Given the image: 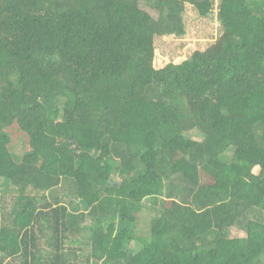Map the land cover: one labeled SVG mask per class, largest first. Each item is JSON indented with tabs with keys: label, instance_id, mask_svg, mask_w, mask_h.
I'll list each match as a JSON object with an SVG mask.
<instances>
[{
	"label": "trees",
	"instance_id": "obj_1",
	"mask_svg": "<svg viewBox=\"0 0 264 264\" xmlns=\"http://www.w3.org/2000/svg\"><path fill=\"white\" fill-rule=\"evenodd\" d=\"M1 188L0 264H264V0H0Z\"/></svg>",
	"mask_w": 264,
	"mask_h": 264
},
{
	"label": "rangeland",
	"instance_id": "obj_2",
	"mask_svg": "<svg viewBox=\"0 0 264 264\" xmlns=\"http://www.w3.org/2000/svg\"><path fill=\"white\" fill-rule=\"evenodd\" d=\"M192 10L189 12V27H188V34L184 41H170L166 45L167 48V54L168 57L181 61L183 58L188 57L193 53L194 50H201L205 48L218 34L219 25L218 22L215 19H203L200 20L197 17ZM190 136L194 139H200L197 137L194 133H190ZM15 145H14V151L18 154L22 153L23 149L20 144L19 139H15ZM165 183L167 184L166 190L171 193L170 196L176 198L177 194L180 191V184L179 180L177 178H173L172 182H169L168 180H165ZM182 185V184H181ZM4 190L0 189V194L5 195L6 200H10L13 196L16 195V193L13 190H9L4 194ZM68 192V189L61 188L60 191H57V193H65ZM68 198L65 199V202H67ZM156 212L153 210L151 204L148 202L147 207L143 210L141 214V219L149 223L150 217L154 215ZM231 235L236 236H244L245 232L240 231L238 229H233L231 231ZM140 246L136 244L135 242H131L129 245V252L131 254L138 251Z\"/></svg>",
	"mask_w": 264,
	"mask_h": 264
}]
</instances>
